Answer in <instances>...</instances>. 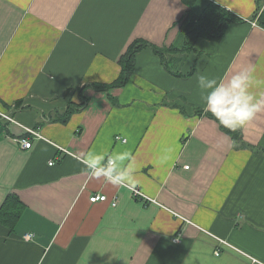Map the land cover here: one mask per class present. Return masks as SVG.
I'll list each match as a JSON object with an SVG mask.
<instances>
[{
  "label": "crops",
  "instance_id": "obj_1",
  "mask_svg": "<svg viewBox=\"0 0 264 264\" xmlns=\"http://www.w3.org/2000/svg\"><path fill=\"white\" fill-rule=\"evenodd\" d=\"M211 1L243 20L188 45L184 0H0V207L19 213L0 264H264V111L233 139L197 79L264 80V28L257 0ZM137 40L125 85L95 86ZM89 152L131 153L150 200L90 177Z\"/></svg>",
  "mask_w": 264,
  "mask_h": 264
},
{
  "label": "clouds",
  "instance_id": "obj_2",
  "mask_svg": "<svg viewBox=\"0 0 264 264\" xmlns=\"http://www.w3.org/2000/svg\"><path fill=\"white\" fill-rule=\"evenodd\" d=\"M198 86L202 92L205 107L219 123L236 131L251 122L258 113L264 111V93H255L251 89L264 85L254 74V69L236 72L226 82L217 81L207 75L198 76ZM123 161H128L121 166ZM92 178L103 177L113 186L126 187L133 191L137 187L135 158L131 153L104 154L87 153L81 160ZM199 257L192 252L185 259V264H195Z\"/></svg>",
  "mask_w": 264,
  "mask_h": 264
},
{
  "label": "trees",
  "instance_id": "obj_3",
  "mask_svg": "<svg viewBox=\"0 0 264 264\" xmlns=\"http://www.w3.org/2000/svg\"><path fill=\"white\" fill-rule=\"evenodd\" d=\"M188 6V10L181 22L182 30L187 37L186 44L191 45L193 41L198 37H207L209 39L218 40L225 33L227 27L237 21L243 19L223 7L214 4L211 0H184ZM194 6V8L191 7ZM250 19L256 20L257 23L264 28V1L257 0L256 8ZM146 45L144 42L132 41L126 50L118 57V63L120 65V72L110 84L95 83L94 85L101 88L108 86H124L134 71V57L135 53ZM80 106L70 103L67 109L64 111L61 117V122H66L72 112L77 110ZM210 115L215 118L212 113ZM216 119V118H215ZM217 120V119H216ZM218 121V120H217ZM219 122V121H218ZM220 124V123H219ZM221 128L225 130L233 139H236L239 129L231 131L220 124ZM15 198L5 200L0 207V221L3 223H12L19 214L18 211L12 207L8 209L9 203ZM9 210V211H8ZM10 214L11 217H7Z\"/></svg>",
  "mask_w": 264,
  "mask_h": 264
},
{
  "label": "built area",
  "instance_id": "obj_4",
  "mask_svg": "<svg viewBox=\"0 0 264 264\" xmlns=\"http://www.w3.org/2000/svg\"><path fill=\"white\" fill-rule=\"evenodd\" d=\"M3 117H6L7 118V115L4 114ZM26 130L29 132V134L32 135V138L33 137H35V138L41 137L38 131H35L33 129H30V128H26ZM32 138H29V137H26V138L22 137V138H17V139L15 138V141L17 143H19V146L20 147L27 149V148H30L31 147V144H32L31 143V140H32ZM116 138L121 139V137H118V136ZM121 140L122 141H125V139H123V138ZM185 167H187V166H185ZM133 192H134L135 195H139V196L144 197L146 200H150L148 197L143 196V194L141 193V191L139 189H137V188L135 190H133ZM89 200L91 202L103 201V200H105V195H103V194H93V195H91L89 197ZM114 204H115V200L112 202V205H114ZM22 237L25 240H30L33 237V234L30 233V232H27V233H24L22 235Z\"/></svg>",
  "mask_w": 264,
  "mask_h": 264
}]
</instances>
